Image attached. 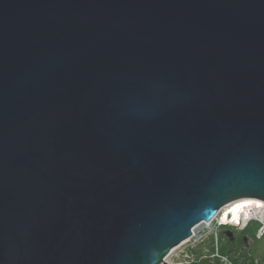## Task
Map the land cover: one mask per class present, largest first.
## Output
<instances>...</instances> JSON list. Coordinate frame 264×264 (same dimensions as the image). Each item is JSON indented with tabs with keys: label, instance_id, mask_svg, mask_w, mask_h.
<instances>
[{
	"label": "water",
	"instance_id": "obj_1",
	"mask_svg": "<svg viewBox=\"0 0 264 264\" xmlns=\"http://www.w3.org/2000/svg\"><path fill=\"white\" fill-rule=\"evenodd\" d=\"M244 199L264 0H0V264H166Z\"/></svg>",
	"mask_w": 264,
	"mask_h": 264
},
{
	"label": "built area",
	"instance_id": "obj_2",
	"mask_svg": "<svg viewBox=\"0 0 264 264\" xmlns=\"http://www.w3.org/2000/svg\"><path fill=\"white\" fill-rule=\"evenodd\" d=\"M258 208L262 212H238L239 219L232 222V207L225 208L210 223H204L192 231V236L186 242L174 249L165 259L166 264H235V257L221 252V243L218 238L220 228H236L243 230L250 223H257L258 229L256 238L259 240L264 236V203L258 202ZM226 216V222H218L220 216ZM202 233L203 237H202ZM239 264H264V259L254 258L243 262L239 259Z\"/></svg>",
	"mask_w": 264,
	"mask_h": 264
},
{
	"label": "trees",
	"instance_id": "obj_3",
	"mask_svg": "<svg viewBox=\"0 0 264 264\" xmlns=\"http://www.w3.org/2000/svg\"><path fill=\"white\" fill-rule=\"evenodd\" d=\"M258 229V224L253 222L246 226L241 232L246 236V249L245 253H240L241 256L244 257L245 260H252L254 258H260L261 260L264 259V247L263 249L259 248V243H264V236L261 239L256 238V232ZM227 246H229V241L227 240ZM227 246H221V250L223 253H232V249L227 248ZM236 264L238 262L236 261Z\"/></svg>",
	"mask_w": 264,
	"mask_h": 264
},
{
	"label": "rangeland",
	"instance_id": "obj_4",
	"mask_svg": "<svg viewBox=\"0 0 264 264\" xmlns=\"http://www.w3.org/2000/svg\"><path fill=\"white\" fill-rule=\"evenodd\" d=\"M232 232H234V233H237L238 231H240L239 229H236V228H229ZM228 231V228H220L219 230H218V238L220 239V243H221V246L223 245V246H227V240L229 241V237H227L226 236V232ZM203 234L204 233H202V237H203ZM263 247H264V243L262 242V243H259V248L260 249H263ZM227 248H229V246H227ZM234 248H236V246H234ZM238 248H240V247H238ZM245 250L244 249H237V250H232V253H224V254H226V255H231V257H235L234 259H235V264H236V261L238 262V264H239V259H243V262H248V260H245L244 259V257L243 256H241L240 255V253H242V252H244ZM221 252H223L222 250H221ZM245 253V252H244Z\"/></svg>",
	"mask_w": 264,
	"mask_h": 264
},
{
	"label": "bare ground",
	"instance_id": "obj_5",
	"mask_svg": "<svg viewBox=\"0 0 264 264\" xmlns=\"http://www.w3.org/2000/svg\"><path fill=\"white\" fill-rule=\"evenodd\" d=\"M233 207L231 212H233V216L231 221L232 222H237L239 214L238 212H262L261 209L258 208L257 201L254 200H249V199H244L240 200L238 202L233 203L230 207Z\"/></svg>",
	"mask_w": 264,
	"mask_h": 264
},
{
	"label": "flooded vegetation",
	"instance_id": "obj_6",
	"mask_svg": "<svg viewBox=\"0 0 264 264\" xmlns=\"http://www.w3.org/2000/svg\"><path fill=\"white\" fill-rule=\"evenodd\" d=\"M231 232V236L229 238V246L230 248L233 250H237V249H246V236L241 232L238 231L237 233L232 232L231 230H229ZM234 246H236V248H234ZM240 247V248H238Z\"/></svg>",
	"mask_w": 264,
	"mask_h": 264
}]
</instances>
